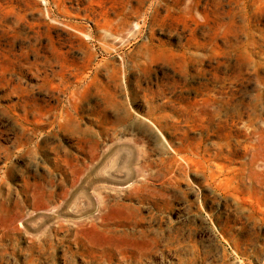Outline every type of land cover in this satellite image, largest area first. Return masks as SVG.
Returning <instances> with one entry per match:
<instances>
[{
  "label": "rangeland",
  "instance_id": "374dc122",
  "mask_svg": "<svg viewBox=\"0 0 264 264\" xmlns=\"http://www.w3.org/2000/svg\"><path fill=\"white\" fill-rule=\"evenodd\" d=\"M0 264H264V0H0Z\"/></svg>",
  "mask_w": 264,
  "mask_h": 264
},
{
  "label": "bare ground",
  "instance_id": "6f19581e",
  "mask_svg": "<svg viewBox=\"0 0 264 264\" xmlns=\"http://www.w3.org/2000/svg\"><path fill=\"white\" fill-rule=\"evenodd\" d=\"M170 153V152H169ZM182 158V157H181ZM189 162V161H188ZM189 165V164H188ZM107 203V202H106ZM93 225V224H92Z\"/></svg>",
  "mask_w": 264,
  "mask_h": 264
}]
</instances>
